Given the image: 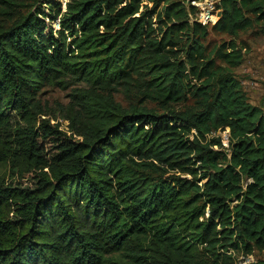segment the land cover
I'll list each match as a JSON object with an SVG mask.
<instances>
[{
	"label": "trees",
	"instance_id": "obj_1",
	"mask_svg": "<svg viewBox=\"0 0 264 264\" xmlns=\"http://www.w3.org/2000/svg\"><path fill=\"white\" fill-rule=\"evenodd\" d=\"M36 5L0 26V163L33 183L0 184V264H236L264 250V110L233 72L237 44L207 52L209 23L181 0ZM218 9L213 30L264 27V0ZM68 79L88 88L43 107ZM120 89L147 102L125 107Z\"/></svg>",
	"mask_w": 264,
	"mask_h": 264
},
{
	"label": "rangeland",
	"instance_id": "obj_2",
	"mask_svg": "<svg viewBox=\"0 0 264 264\" xmlns=\"http://www.w3.org/2000/svg\"><path fill=\"white\" fill-rule=\"evenodd\" d=\"M8 4L0 1V26H8L12 23V20L18 15L26 14L29 11L35 9L40 4L44 5L46 0H7ZM70 0H59L62 5V10H66L67 3ZM190 7L189 12L191 19L198 18L203 23H209V33L203 40L204 45L207 48V52L214 50L223 44L228 46L230 42H235L238 48L243 54L242 63L233 69L237 78L240 80L243 90L246 93L248 101L254 105L259 106L264 110V27L259 22H255L253 26L247 30L241 31L238 35L232 36L225 32H220L212 29V25L219 19L220 9L218 4L220 0H181ZM58 28V21L54 24ZM184 44L187 45V43ZM88 88L85 82L75 81L68 79V81L62 85L45 87L41 93L37 96V100H40L42 106L48 108L53 107V111H56L58 104L67 105L71 99V94L75 90ZM115 97L123 106L129 107L134 104L144 103L143 98L136 96L132 91L120 89ZM193 104L189 101L185 104L174 105L177 110H185ZM148 107L156 108L160 113L164 112V108L155 102H148ZM12 127H19L25 124L20 117V114L16 113ZM38 120H41V116L38 115ZM56 121L52 120V123ZM14 129L10 130L12 134H5L8 140H13ZM216 136H221L225 146L229 144V132L219 131L215 133ZM16 145V143H14ZM50 144V143H49ZM47 144V147L51 148V145ZM17 181L21 185H32L33 183L26 179H21L17 176L16 170L13 166V160L0 163V184L10 185ZM12 207L8 206L5 210L7 218L12 217ZM236 264H249L256 262L257 260L264 259V250L254 248L253 253L247 254L244 251L234 252Z\"/></svg>",
	"mask_w": 264,
	"mask_h": 264
}]
</instances>
